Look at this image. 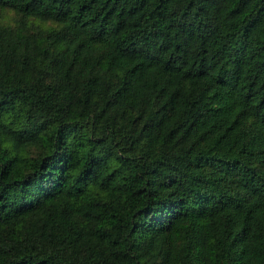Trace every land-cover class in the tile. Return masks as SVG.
Returning a JSON list of instances; mask_svg holds the SVG:
<instances>
[{"label": "trees", "instance_id": "16d2710c", "mask_svg": "<svg viewBox=\"0 0 264 264\" xmlns=\"http://www.w3.org/2000/svg\"><path fill=\"white\" fill-rule=\"evenodd\" d=\"M0 264H264V0H0Z\"/></svg>", "mask_w": 264, "mask_h": 264}]
</instances>
